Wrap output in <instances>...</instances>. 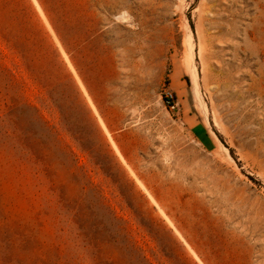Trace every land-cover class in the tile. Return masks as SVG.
Wrapping results in <instances>:
<instances>
[{"label": "rangeland", "instance_id": "374dc122", "mask_svg": "<svg viewBox=\"0 0 264 264\" xmlns=\"http://www.w3.org/2000/svg\"><path fill=\"white\" fill-rule=\"evenodd\" d=\"M103 2L0 0V264H264V0Z\"/></svg>", "mask_w": 264, "mask_h": 264}, {"label": "bare ground", "instance_id": "6f19581e", "mask_svg": "<svg viewBox=\"0 0 264 264\" xmlns=\"http://www.w3.org/2000/svg\"><path fill=\"white\" fill-rule=\"evenodd\" d=\"M91 7L93 9V13L95 14L96 10H99L100 8L104 7V2H103V0H91ZM126 18H127L126 14H122V15L115 17V20L117 21V23H123V22L125 23ZM45 20H46V18H45ZM204 51H205L204 48H201V50H200L201 56H202V53H204ZM190 75L192 78V82H193L194 86L196 87V90L198 91L199 86H200V76H199L198 70L194 64H192L190 67ZM202 104L204 105V108L208 113V107L206 106L205 102L203 101ZM207 120H208V123L211 127L212 133L214 134V136H216L214 130L219 128L218 121H215V120L210 121L208 119V117H207Z\"/></svg>", "mask_w": 264, "mask_h": 264}, {"label": "crops", "instance_id": "0c3cea01", "mask_svg": "<svg viewBox=\"0 0 264 264\" xmlns=\"http://www.w3.org/2000/svg\"><path fill=\"white\" fill-rule=\"evenodd\" d=\"M201 130L200 138H197L194 131ZM192 134L195 140L207 151L214 152L218 148L217 137L210 131L207 125L203 122L194 124Z\"/></svg>", "mask_w": 264, "mask_h": 264}, {"label": "built area", "instance_id": "2783aa9c", "mask_svg": "<svg viewBox=\"0 0 264 264\" xmlns=\"http://www.w3.org/2000/svg\"><path fill=\"white\" fill-rule=\"evenodd\" d=\"M165 105L173 112L179 111L177 96L171 90H166L164 94Z\"/></svg>", "mask_w": 264, "mask_h": 264}]
</instances>
